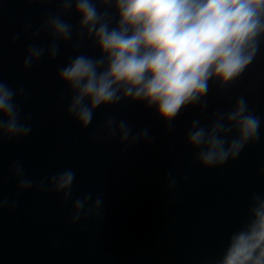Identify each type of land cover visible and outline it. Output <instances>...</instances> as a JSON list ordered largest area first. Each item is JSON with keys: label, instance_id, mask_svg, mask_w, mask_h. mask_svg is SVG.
Wrapping results in <instances>:
<instances>
[{"label": "water", "instance_id": "obj_1", "mask_svg": "<svg viewBox=\"0 0 264 264\" xmlns=\"http://www.w3.org/2000/svg\"><path fill=\"white\" fill-rule=\"evenodd\" d=\"M47 6L26 0H0V73L13 87H23L19 103L31 114V134L0 145V173L5 198L19 199L15 211L0 213V264H211L227 238L244 220L252 193L264 194V46L244 76L221 98L213 86L209 112L227 110L241 95L261 118V136L240 157L215 169H203L185 144V133L198 109L185 110L167 134L154 111L121 102L98 109L85 131L66 116V88L57 70L73 55L70 45L49 62L47 56L28 72L21 65L30 33ZM67 19L77 24L79 17ZM22 33L20 40L12 37ZM47 44L43 34L35 41ZM88 55L98 50L85 46ZM126 118L134 129L147 126L156 140L122 153L123 145L97 138V128L109 116ZM20 160L29 176L43 178L65 168L77 173L74 197L103 192V222L69 224L70 205L59 197L28 191L17 196V181L9 174ZM172 171L177 187L168 191L164 180ZM187 176V180L183 177Z\"/></svg>", "mask_w": 264, "mask_h": 264}, {"label": "clouds", "instance_id": "obj_2", "mask_svg": "<svg viewBox=\"0 0 264 264\" xmlns=\"http://www.w3.org/2000/svg\"><path fill=\"white\" fill-rule=\"evenodd\" d=\"M49 5L38 27L26 24L30 33L21 68L28 72L47 56L49 62L70 45L73 55L58 68L65 86L66 116L85 131L98 109L128 102L154 111L167 134L185 110L198 109L187 127L186 147L196 164L215 169L235 161L261 136V118L245 96L227 110L209 112L207 97L215 86L222 98L261 55L264 46V0H26ZM79 17L73 24L66 17ZM47 44H37L41 35ZM22 33L12 37L20 40ZM85 46L98 50L88 55ZM23 87H13L0 73V145L21 141L32 132L31 114L19 103ZM97 138L114 139L122 153L140 144H152L149 127L134 129L126 118L109 115L97 128ZM264 174V169L261 170ZM9 174L17 181V196L28 191L53 194L61 205H70L69 224L103 222V192L74 197L77 173L73 168L43 178L29 176L20 160L11 162ZM187 180V176L183 177ZM168 191L178 184L172 171L164 177ZM0 173V213L15 211L19 199L5 198ZM211 264H264V194L254 192L244 220L230 233L221 253Z\"/></svg>", "mask_w": 264, "mask_h": 264}]
</instances>
